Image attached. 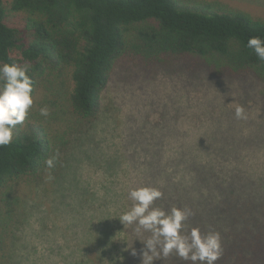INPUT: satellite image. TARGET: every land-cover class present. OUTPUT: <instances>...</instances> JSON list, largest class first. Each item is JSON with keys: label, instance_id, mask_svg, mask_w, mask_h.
Wrapping results in <instances>:
<instances>
[{"label": "trees", "instance_id": "obj_1", "mask_svg": "<svg viewBox=\"0 0 264 264\" xmlns=\"http://www.w3.org/2000/svg\"><path fill=\"white\" fill-rule=\"evenodd\" d=\"M20 14L23 25L12 19ZM251 37L264 39V21L218 1L0 0V63L30 66L34 99L23 126L14 129L12 143L0 146V264H14L11 247L20 227V188L41 181L47 173L44 160L57 151L52 170L59 169L80 127L99 119L103 93L122 58L132 54L155 62L169 56L200 63L215 77L250 74L264 80V62L246 47ZM41 91L60 93L69 108L65 104L66 110H53L44 119L34 107ZM68 116L77 126L53 132L51 121ZM237 166L227 168L238 184L233 186L229 172L221 169L222 175L228 174L227 192L216 198L199 196L195 210L186 194L162 195L153 207L166 212L172 207L190 209L185 233L193 227L201 230L197 210L205 204L216 207L223 246L216 264H264V177L256 179L248 165ZM150 235L118 221L107 245L96 252L99 258L90 261L85 253L77 264H142L145 245L139 239ZM153 264L191 262L172 254L154 257Z\"/></svg>", "mask_w": 264, "mask_h": 264}, {"label": "rangeland", "instance_id": "obj_2", "mask_svg": "<svg viewBox=\"0 0 264 264\" xmlns=\"http://www.w3.org/2000/svg\"><path fill=\"white\" fill-rule=\"evenodd\" d=\"M204 1L264 21V0ZM23 18L12 19L23 25ZM161 59L122 58L103 93L99 119L80 127L59 169L51 170L54 179L47 181L46 173L20 188L14 264H77L85 253L90 261L99 258L96 252L107 245L111 228L132 206V189L155 187L164 197L186 194L195 210L199 196L227 192L228 174L221 169L238 184L227 166L248 165L256 179L264 177V80L250 74L215 77L193 60ZM65 104L69 108L60 93L41 91L34 107L47 106L51 114L66 110ZM237 106L245 109L246 120L235 117ZM72 125L77 126L69 116L51 121L53 132ZM196 214L203 232L218 231L216 207L205 204Z\"/></svg>", "mask_w": 264, "mask_h": 264}, {"label": "clouds", "instance_id": "obj_3", "mask_svg": "<svg viewBox=\"0 0 264 264\" xmlns=\"http://www.w3.org/2000/svg\"><path fill=\"white\" fill-rule=\"evenodd\" d=\"M246 47L251 49L260 62H264V39L251 37ZM30 66L16 63H0V146H8L13 140V131L17 125L23 126L30 109L34 104L32 96L33 81L28 75ZM40 115L47 118L50 109L40 108ZM235 117L246 120L247 115L242 106L235 108ZM59 159V151L44 160L47 175L51 181L54 176L51 170ZM163 193L155 187H141L129 192L133 202L131 208L124 212L120 221L125 225H136V231L150 232L146 240L139 239L145 248L142 252V264H153L154 257H169L175 254L191 264H216L223 255V246L219 232L209 230L206 234L193 227L185 233V222L193 215L187 208L172 207L165 211L153 207L154 202ZM133 255H136L133 249Z\"/></svg>", "mask_w": 264, "mask_h": 264}]
</instances>
